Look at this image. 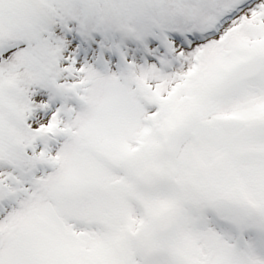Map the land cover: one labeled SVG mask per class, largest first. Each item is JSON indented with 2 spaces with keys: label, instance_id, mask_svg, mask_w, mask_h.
<instances>
[{
  "label": "snow or ice",
  "instance_id": "snow-or-ice-1",
  "mask_svg": "<svg viewBox=\"0 0 264 264\" xmlns=\"http://www.w3.org/2000/svg\"><path fill=\"white\" fill-rule=\"evenodd\" d=\"M0 264H264V0H0Z\"/></svg>",
  "mask_w": 264,
  "mask_h": 264
}]
</instances>
